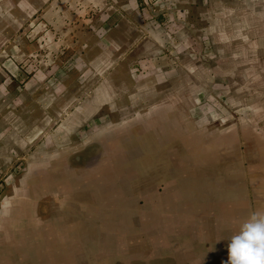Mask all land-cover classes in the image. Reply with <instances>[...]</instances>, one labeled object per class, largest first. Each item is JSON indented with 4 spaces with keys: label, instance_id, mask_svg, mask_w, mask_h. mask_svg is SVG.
Returning a JSON list of instances; mask_svg holds the SVG:
<instances>
[{
    "label": "rangeland",
    "instance_id": "1",
    "mask_svg": "<svg viewBox=\"0 0 264 264\" xmlns=\"http://www.w3.org/2000/svg\"><path fill=\"white\" fill-rule=\"evenodd\" d=\"M87 4L0 0V264H227L264 212V0Z\"/></svg>",
    "mask_w": 264,
    "mask_h": 264
},
{
    "label": "clouds",
    "instance_id": "2",
    "mask_svg": "<svg viewBox=\"0 0 264 264\" xmlns=\"http://www.w3.org/2000/svg\"><path fill=\"white\" fill-rule=\"evenodd\" d=\"M227 264H264V212H253L228 244Z\"/></svg>",
    "mask_w": 264,
    "mask_h": 264
},
{
    "label": "crops",
    "instance_id": "3",
    "mask_svg": "<svg viewBox=\"0 0 264 264\" xmlns=\"http://www.w3.org/2000/svg\"><path fill=\"white\" fill-rule=\"evenodd\" d=\"M80 1H83V3H86V2H88L89 1V4H87V5H90V1L91 2H94L95 0H80ZM52 8H54V4H51L49 7H48V11L49 10H51ZM45 15H43V17H44ZM124 25H122L121 26V30H127V31H125V33L121 36V38H112V36L110 37L109 35H107V37H105L106 38V41H107V43H111L113 46L114 45H116V44H118V42H121V43H127V44H131V43H134L136 40H138V39H140V35H141V32H142V30L145 28V26H144V24H141V22H139V23H137L138 25L136 26L135 24L134 25H132V27L130 26V27H126L127 25H126V23H123ZM186 25V24H185ZM118 27V26H117ZM67 28V27H66ZM61 30V29H60ZM188 30H190L191 32L193 31H195L194 29H192V27H190V29L188 28ZM66 32V31H65ZM64 32V33H65ZM132 33H135L136 34V36L138 35V37L136 38V40H134V39H132L133 37L130 35V34H132ZM61 37V36H60ZM104 38V39H105ZM140 42H142V41H140ZM137 43H138V41H137ZM108 49V48H107ZM112 53V52H111ZM127 55H128V53H127ZM149 73V72H148ZM102 87V86H101ZM99 92H101L100 94H102V96H104V97H107V93H103V87H102V89L101 90H99ZM94 105V107H96V104L94 103L93 104Z\"/></svg>",
    "mask_w": 264,
    "mask_h": 264
}]
</instances>
